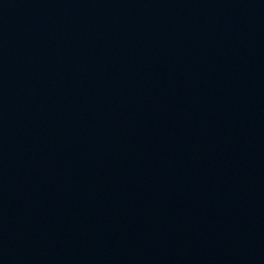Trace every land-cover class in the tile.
Instances as JSON below:
<instances>
[{"label": "water", "instance_id": "1", "mask_svg": "<svg viewBox=\"0 0 264 264\" xmlns=\"http://www.w3.org/2000/svg\"><path fill=\"white\" fill-rule=\"evenodd\" d=\"M0 264H264V0H0Z\"/></svg>", "mask_w": 264, "mask_h": 264}]
</instances>
